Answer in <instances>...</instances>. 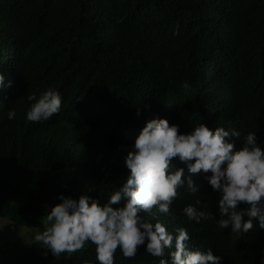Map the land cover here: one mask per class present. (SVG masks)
<instances>
[{
  "label": "trees",
  "instance_id": "trees-1",
  "mask_svg": "<svg viewBox=\"0 0 264 264\" xmlns=\"http://www.w3.org/2000/svg\"><path fill=\"white\" fill-rule=\"evenodd\" d=\"M0 75V215L42 231L58 194L106 202L128 176L132 138L153 117L187 133L199 123L234 129L223 124L236 126L242 113L248 122L238 128L264 142V0H0ZM49 88L60 111L26 120V96ZM192 179L199 194L177 189L167 222L183 223L181 209L195 199L213 219L186 224L187 247H212L220 264H264V230L255 221L245 234L218 230L216 194L200 174ZM45 251L30 240L0 246V260L97 264L87 241L67 257ZM158 261L143 246L113 256V264Z\"/></svg>",
  "mask_w": 264,
  "mask_h": 264
},
{
  "label": "clouds",
  "instance_id": "clouds-1",
  "mask_svg": "<svg viewBox=\"0 0 264 264\" xmlns=\"http://www.w3.org/2000/svg\"><path fill=\"white\" fill-rule=\"evenodd\" d=\"M26 99L31 102L25 112L28 121L43 122L60 111L61 96L54 89L28 94ZM6 115L11 120L16 112L9 109ZM235 118L236 126L223 124L234 129H209L199 123L187 133H179L178 126L164 118L145 121L123 158L129 171L120 187L103 204L88 194L75 199L58 194L60 202L40 218L43 230L32 236L33 242L46 250L43 255L59 258L62 253L67 257L79 252L87 241L94 245L97 264H113L117 248L124 258H132L140 246L158 257V264H220L219 252L212 247L200 251L186 245V224L213 219L206 204L195 199L184 206L180 217L184 222L179 225L166 219L172 215L177 189L199 194L200 185L192 177L200 174L217 196L218 230L245 234L253 221L264 230V142H257L256 132L238 128L248 122L244 114Z\"/></svg>",
  "mask_w": 264,
  "mask_h": 264
},
{
  "label": "rangeland",
  "instance_id": "rangeland-1",
  "mask_svg": "<svg viewBox=\"0 0 264 264\" xmlns=\"http://www.w3.org/2000/svg\"><path fill=\"white\" fill-rule=\"evenodd\" d=\"M23 202V199L17 197L11 201V204L20 206ZM37 232H40L39 228L17 225L10 217L0 215V246L33 241L32 236ZM0 264H2L1 260Z\"/></svg>",
  "mask_w": 264,
  "mask_h": 264
}]
</instances>
